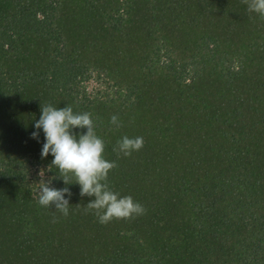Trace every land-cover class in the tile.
Masks as SVG:
<instances>
[{
	"label": "trees",
	"instance_id": "obj_1",
	"mask_svg": "<svg viewBox=\"0 0 264 264\" xmlns=\"http://www.w3.org/2000/svg\"><path fill=\"white\" fill-rule=\"evenodd\" d=\"M0 264H264V0H0Z\"/></svg>",
	"mask_w": 264,
	"mask_h": 264
}]
</instances>
